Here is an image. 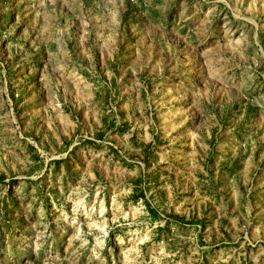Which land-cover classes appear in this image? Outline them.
<instances>
[{"label":"rangeland","instance_id":"rangeland-1","mask_svg":"<svg viewBox=\"0 0 264 264\" xmlns=\"http://www.w3.org/2000/svg\"><path fill=\"white\" fill-rule=\"evenodd\" d=\"M0 264H264V0H0Z\"/></svg>","mask_w":264,"mask_h":264}]
</instances>
